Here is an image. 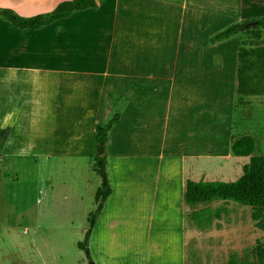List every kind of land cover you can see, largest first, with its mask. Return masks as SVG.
Instances as JSON below:
<instances>
[{"label": "crops", "instance_id": "crops-1", "mask_svg": "<svg viewBox=\"0 0 264 264\" xmlns=\"http://www.w3.org/2000/svg\"><path fill=\"white\" fill-rule=\"evenodd\" d=\"M64 1L70 0H0V8L29 18L50 13ZM203 1L95 0L94 8L35 30L0 18V130L11 128L0 167L10 158L35 159L46 167L55 153H79L87 134L91 156L95 125L121 105L109 134L108 158L116 161L115 168L123 164L124 178L132 184L126 187L143 204L158 205L163 215L177 206L176 227L192 255L169 264H264L259 246L246 251L243 244L261 230L253 217H263V208L224 198L186 200L188 182L232 183L249 163V157L231 153L232 142L241 137L233 131L234 106L244 105L236 97L251 91L241 82L244 76L183 48L198 42L196 16L210 21L214 15L197 6ZM208 39L210 47L231 40L208 44ZM204 62L210 74L222 72L226 79L199 84L180 78L194 75L189 70ZM68 86L91 90L83 100L87 111H81L82 118L88 115L86 133L64 139L51 117L73 103L62 96L63 90H73ZM57 120L59 126H72ZM117 186L109 199L119 195L123 186Z\"/></svg>", "mask_w": 264, "mask_h": 264}, {"label": "rangeland", "instance_id": "rangeland-1", "mask_svg": "<svg viewBox=\"0 0 264 264\" xmlns=\"http://www.w3.org/2000/svg\"><path fill=\"white\" fill-rule=\"evenodd\" d=\"M198 5L214 15L210 21L196 16L193 22L197 25L198 42L183 48L209 55L214 67L233 66L232 69L242 73L241 82L251 91L244 95L238 90L236 98L244 105L237 102L234 106V135L254 137V155H264V30L241 33L217 46L206 43L228 24L264 18V0H205ZM124 67L122 63L120 69ZM210 70L204 62L189 70L194 75L180 78L199 84L226 79L227 74L216 71L210 74ZM79 88L74 91L68 86V93L62 91V96L73 103L51 117V124L56 125L64 139L77 132L84 135L87 130L88 115L82 118L81 111H87L83 100L89 99L87 92L91 89ZM57 119H66L72 126L64 127V123L59 126ZM83 139L81 153H55L47 159L46 167L30 158H10L0 167V264H88L78 244L88 229L87 216L95 210L94 195L100 178L93 170L95 152L91 156L86 152L88 134ZM108 159L111 191L117 185L123 188L119 195L116 192L115 198H108L96 221L88 244L94 263L169 264L176 262L177 257L190 258L192 247L186 244L185 237H180L176 227L177 206L169 207L163 215L157 210L158 205L143 204L135 197L134 189H127L126 185L132 184L124 178L123 164L115 168L116 161L111 163ZM253 219L259 220L262 228L250 239L247 236L243 239L246 251L258 246L264 249V216L255 215Z\"/></svg>", "mask_w": 264, "mask_h": 264}, {"label": "trees", "instance_id": "trees-1", "mask_svg": "<svg viewBox=\"0 0 264 264\" xmlns=\"http://www.w3.org/2000/svg\"><path fill=\"white\" fill-rule=\"evenodd\" d=\"M95 0H70L59 3L56 8L45 14L24 18L9 9L0 8V18L8 21L21 30H35L56 23L73 13L94 8ZM264 30V18L252 19L242 23H233L208 39V44L226 41L241 33H259ZM121 105L116 107L109 118L94 127V172L100 178V186L94 195L95 210L87 216L88 229L78 248L84 253L88 264H96L92 260L88 244L95 223L111 195L110 179L107 172L109 134L120 118ZM11 132L10 127L0 130V159L2 149ZM255 140L250 136H241L231 145V153L238 157H249V163L243 167L242 176L232 183L223 182H188L186 200L190 203H203L212 198H224L239 202L245 206L264 209V155H254ZM260 256L264 258V249Z\"/></svg>", "mask_w": 264, "mask_h": 264}, {"label": "bare ground", "instance_id": "bare-ground-1", "mask_svg": "<svg viewBox=\"0 0 264 264\" xmlns=\"http://www.w3.org/2000/svg\"><path fill=\"white\" fill-rule=\"evenodd\" d=\"M153 252H155V251H153ZM156 252H157V251H156ZM156 252H155V253H156ZM160 254H161V253H160ZM153 255H157V254H153ZM154 257H157V256H154ZM155 259H156V258H155ZM160 260H161V259H160Z\"/></svg>", "mask_w": 264, "mask_h": 264}]
</instances>
